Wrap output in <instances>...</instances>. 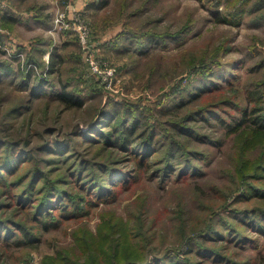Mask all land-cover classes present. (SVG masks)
<instances>
[{
    "label": "rangeland",
    "instance_id": "1",
    "mask_svg": "<svg viewBox=\"0 0 264 264\" xmlns=\"http://www.w3.org/2000/svg\"><path fill=\"white\" fill-rule=\"evenodd\" d=\"M7 7L39 15L48 24H23ZM229 10L235 9L225 0H0V68L12 70L0 83L4 139L25 137L34 146L48 134L68 139L105 103L120 102L144 111L143 120L147 116L155 124L160 149L174 140L181 154L174 167L181 166L163 179L151 175L163 165L165 152L148 156L136 183L120 187L115 200L90 205L85 217L64 221L35 245H0V264H131L144 256L216 264L196 252L199 246L217 249L230 260L219 264H264V230L248 231L245 217L235 213L264 214L263 197H240L249 183L264 187V178L257 177L264 165V129L250 121L258 94L248 95L259 89L264 101V24L251 13L238 16ZM51 57L54 74L44 66ZM94 66L100 73H94ZM27 69L31 81L25 84ZM108 70L112 77L105 82ZM39 74L78 93L82 106L46 97L14 121L3 122L14 108L28 104ZM223 74H231L233 82ZM199 79L204 95L170 107L183 88ZM220 100L233 106L222 110L226 105ZM210 102L222 106L225 120L216 115L192 118L185 123L199 133L192 138L176 129L191 111ZM243 108L249 121L234 131ZM98 150L88 147L80 156L109 161ZM115 154L111 159L117 160ZM186 161L198 168L181 175ZM219 221L224 229L251 236L252 243L225 244L223 238L217 246L207 236Z\"/></svg>",
    "mask_w": 264,
    "mask_h": 264
},
{
    "label": "trees",
    "instance_id": "2",
    "mask_svg": "<svg viewBox=\"0 0 264 264\" xmlns=\"http://www.w3.org/2000/svg\"><path fill=\"white\" fill-rule=\"evenodd\" d=\"M221 1L218 0V2ZM225 2L226 5L233 6L235 9L228 12L238 16L251 13L260 21L263 20L264 24V0H225ZM218 15H220L219 12ZM44 66L48 74H54L57 70L53 57L44 63ZM232 67L234 66L229 68ZM30 72V69H27L26 73L23 72L22 80L25 84L31 81ZM11 75L10 68H0V83H3L4 78ZM230 75L226 77L223 74L224 80L233 82ZM34 80L33 89L36 91L30 94L27 100L28 104L14 108L13 113H8L3 122L14 121L22 110H31L32 108L29 107L33 102L46 97L66 102L71 106H82L83 100L79 97L80 95L74 91H67L65 84L57 86L55 80L45 78L41 74ZM199 82L200 79L192 86L188 85L183 88L180 97L175 98L170 107L181 106L191 99L204 95L205 91ZM253 93L258 94L256 97L258 105L251 108L254 117L250 121L255 128L264 129L262 93L259 89H255L248 95H253ZM220 101L223 102L222 105H226L222 110L226 111L227 106H233L226 100ZM221 108L222 106L218 104L206 103L199 110L191 111L186 119H182L186 122H181L176 129L183 133L187 132L191 138L198 136L197 130L192 126L188 128L185 123L199 116L208 119L211 115L225 120L220 113ZM247 110V108H243L244 116L241 120L235 121L232 130H237L241 123L249 121L245 117ZM144 116V111L138 110V107L126 104L123 106L120 102L105 103L91 122L74 130L68 139L48 134L35 146L25 137L17 140L11 139L12 137L4 139V128H1L0 245L7 248L33 246L39 242L42 234L58 228L64 221L85 217L90 212L88 208L90 205L94 206L101 202L115 200L120 187L127 188L134 182L136 183L141 175V170L138 168L142 167L143 161L148 156L150 158L157 156L161 150L165 152L164 163L155 169L151 177H162L161 179H163L169 172L178 170L181 165L176 168L174 166L175 161L181 157L179 146L174 143V140H171L169 146L160 149L162 145L159 144L155 124L151 123L147 116L143 120ZM93 146H99L98 153L101 150L105 151L109 155L107 157L109 161L95 163L80 156L88 150V147ZM118 152H122V155H118ZM114 153H116L115 156H118L117 160L110 157L114 156ZM73 155L74 158L70 159ZM129 162H132L134 166L129 167ZM197 168L198 166L192 164L191 161H186L179 172L181 175H184L183 173L190 174ZM54 171L56 175L53 176ZM257 177L264 178V165L259 168ZM247 185L246 192L243 191L240 197L261 196L264 198V187L250 183ZM235 213L240 217H245L243 220L247 225L246 228H249L248 231L264 230V227H261L264 214H259L258 210L235 211ZM117 225L119 228L123 226L122 222H118ZM208 230L207 237L216 241L217 246L223 238L225 244L236 241V244L248 246L249 243H252L251 236L224 229L220 221L211 225ZM196 252L204 256L205 261L210 259L216 264L224 260L230 261L224 254H220L217 249L211 247L199 246ZM182 262L183 260L180 261V259L170 256L154 258V260L144 256L139 262L131 264H183Z\"/></svg>",
    "mask_w": 264,
    "mask_h": 264
},
{
    "label": "crops",
    "instance_id": "3",
    "mask_svg": "<svg viewBox=\"0 0 264 264\" xmlns=\"http://www.w3.org/2000/svg\"><path fill=\"white\" fill-rule=\"evenodd\" d=\"M7 11H10L11 14L15 16L16 19H20V22H23V24H27L28 26L31 27H46L48 22H46L43 18H41L39 15H32L30 13L25 12L23 13H18L15 10H11L10 7H7ZM45 25V26H44Z\"/></svg>",
    "mask_w": 264,
    "mask_h": 264
},
{
    "label": "built area",
    "instance_id": "4",
    "mask_svg": "<svg viewBox=\"0 0 264 264\" xmlns=\"http://www.w3.org/2000/svg\"><path fill=\"white\" fill-rule=\"evenodd\" d=\"M94 70H95L94 73H97V74L100 73L99 70H98L97 68H95V66H94ZM103 73H104L105 77L107 78V80H105V82L111 79V77H112V72H111L110 70H108V71H104ZM100 76H103L102 73H101ZM102 82H103V80H102ZM103 83H104V82H103Z\"/></svg>",
    "mask_w": 264,
    "mask_h": 264
}]
</instances>
